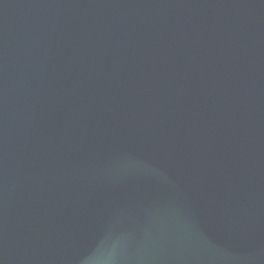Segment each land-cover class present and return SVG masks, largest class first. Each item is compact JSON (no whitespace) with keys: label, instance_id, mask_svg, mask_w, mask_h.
I'll use <instances>...</instances> for the list:
<instances>
[{"label":"water","instance_id":"95a60500","mask_svg":"<svg viewBox=\"0 0 264 264\" xmlns=\"http://www.w3.org/2000/svg\"><path fill=\"white\" fill-rule=\"evenodd\" d=\"M0 264H264V0H0Z\"/></svg>","mask_w":264,"mask_h":264}]
</instances>
